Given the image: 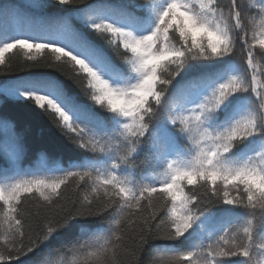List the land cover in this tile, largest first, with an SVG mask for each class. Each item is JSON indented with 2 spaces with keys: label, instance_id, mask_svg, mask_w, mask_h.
I'll return each mask as SVG.
<instances>
[{
  "label": "snow or ice",
  "instance_id": "obj_1",
  "mask_svg": "<svg viewBox=\"0 0 264 264\" xmlns=\"http://www.w3.org/2000/svg\"><path fill=\"white\" fill-rule=\"evenodd\" d=\"M0 21V64L45 54L0 79V264H264V0H0ZM238 47L250 77L230 72ZM9 102L81 150L69 167L23 166L46 130Z\"/></svg>",
  "mask_w": 264,
  "mask_h": 264
},
{
  "label": "trees",
  "instance_id": "obj_2",
  "mask_svg": "<svg viewBox=\"0 0 264 264\" xmlns=\"http://www.w3.org/2000/svg\"><path fill=\"white\" fill-rule=\"evenodd\" d=\"M4 3L8 4L10 7L15 6L19 10L26 11L27 5L31 2V0H3ZM245 4H251L256 2V0H244ZM9 26H15L17 24V21L9 20L8 22ZM4 26V22L0 21V27ZM28 55L35 56L37 61H45V54L38 53L35 49L30 50H21V49H13L4 54V63L0 64V79H6L7 77L3 74L7 72L8 76L16 75V74H23L24 71V65L29 64L27 60ZM256 60L258 61V66L260 69L261 74V83L263 86L264 91V58H261L260 56L256 57ZM32 71H38V72H50L51 69L48 68H33ZM67 71V69H65ZM235 72L237 74H240L242 76H248L249 73L246 70L245 67V58L241 55L239 47L237 49V53L234 57V63L230 65V72ZM57 76H60L61 79H64L67 81V77L62 76L59 72L56 73ZM69 86L74 91H79V89L76 88L75 85L71 83V81H67ZM5 116L12 118L15 121H18L21 125L24 123H31L34 128L35 127H43L46 130L45 137L43 140H30L32 143V146L34 149H38L40 147H45L48 149V152L44 153L43 156L39 154H35L30 152L25 160H24V167L25 168H31L33 166H38L42 160L48 159L50 154L52 155L51 158L56 159L58 166L67 168L70 166L69 157H74L78 153H81V150L75 149L73 145H71L67 139L61 135V133L57 130L56 126L52 123L51 119L48 117V115L43 113V110L36 107L34 104L29 106L27 103L25 104H17L15 102H9L7 108L5 109ZM19 131V127L16 129ZM10 133H11V125L4 119L0 118V145H3L4 143H8L11 145V139H10ZM88 155V154H83ZM140 163L144 166H142L140 169L137 170L136 175L139 177L141 175H144L145 173L151 175V170L147 165L144 164V157H140ZM7 165V158L4 155L2 151H0V168H4ZM158 179H163V174L160 173L157 176ZM68 194H71L70 192ZM235 227H242L243 221L242 218H237L235 222ZM160 243H172V242H161V241H153L154 245L160 244ZM200 241H195L188 247H195L198 245ZM182 250H186V248H182ZM159 255L155 251V248L149 249L148 251L144 252L141 255V259L143 261V264H152L153 260ZM50 259H59V256H52L48 257ZM225 260L226 262L230 259L234 258H220Z\"/></svg>",
  "mask_w": 264,
  "mask_h": 264
},
{
  "label": "rangeland",
  "instance_id": "obj_3",
  "mask_svg": "<svg viewBox=\"0 0 264 264\" xmlns=\"http://www.w3.org/2000/svg\"><path fill=\"white\" fill-rule=\"evenodd\" d=\"M254 64H255V66H256V63H255V61H254ZM249 72H250V75H251V70L249 69ZM256 73H257V78H258V83H257V87H258V89L259 90H262V88H261V85H260V75H259V69H258V67L256 66Z\"/></svg>",
  "mask_w": 264,
  "mask_h": 264
}]
</instances>
